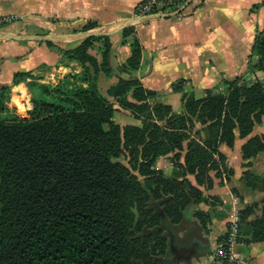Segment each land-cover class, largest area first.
Masks as SVG:
<instances>
[{
    "label": "trees",
    "instance_id": "trees-1",
    "mask_svg": "<svg viewBox=\"0 0 264 264\" xmlns=\"http://www.w3.org/2000/svg\"><path fill=\"white\" fill-rule=\"evenodd\" d=\"M96 26L87 22L82 30ZM132 32L121 30L131 36V50L119 73L139 64L141 48ZM100 40L98 65L88 50ZM110 50L107 36L63 49L62 58L82 71L53 84L30 71L13 73L10 83L25 82L30 90L32 108L26 111L9 106L8 85L0 84V264H154L166 251L163 219L175 225L193 205L207 202L200 187H212L211 172L232 175L219 146L232 148L236 136L245 139L240 179L264 191V176L249 170L251 160L264 153V132L252 135L264 121V27L250 52L262 78L250 84L238 76L223 79L201 97L175 88L181 92L180 114L170 104L151 102L158 93L138 79L119 77L107 94L140 125L113 122V104L91 85L100 69L112 74ZM169 154L172 170L165 175L153 164ZM257 207L254 202L238 209L247 241L264 240V198L260 216L246 220ZM193 216L205 224V213L195 210Z\"/></svg>",
    "mask_w": 264,
    "mask_h": 264
},
{
    "label": "crops",
    "instance_id": "crops-1",
    "mask_svg": "<svg viewBox=\"0 0 264 264\" xmlns=\"http://www.w3.org/2000/svg\"><path fill=\"white\" fill-rule=\"evenodd\" d=\"M141 1L0 0V15H13L15 20H35L42 28H52L54 35H62L83 31L87 22L96 23L97 26L92 29H102L119 21L138 18L136 8ZM262 1L191 0L174 16L127 24L123 28L131 27L133 36L140 44L139 64L135 70L115 74L114 77L116 80L119 77L136 78L144 88L156 91L158 97H168V104L172 101L181 103V92L175 88L201 97L206 88L219 84L223 79H231L246 68L253 38L264 27V4L254 8V4ZM123 28L103 35L111 43L110 64L113 69L118 68L130 55L129 36H122ZM3 42L0 43V77L2 69L12 65L19 66V69L13 70L11 75L30 70L41 63L59 65L56 71L58 74L61 72L60 77L68 72L81 71L80 64L62 58L63 49L74 48L78 43L38 46L33 50L38 62L32 61L34 63L30 64L28 61L23 63V56L17 59L8 55V52H16V56H21L24 53L23 47L12 45L9 41ZM24 64L26 68L21 66ZM8 86L10 99L13 97L17 104V96L24 95L26 98L29 93L24 82L16 85L9 83ZM253 130L252 135L264 132L255 131V128ZM244 141L236 136L232 148L224 144L219 146V151L226 157V166L233 173L229 178L225 174L215 177L214 172L210 173L213 178L212 187L208 190L200 187L207 202L193 205L185 219L175 225L163 219L161 228L166 237V251L154 259V264H210L213 247L222 240L228 222L234 215H238L239 208L245 204L258 203V207L246 220L260 216L264 191L253 190L240 179L244 170L240 148ZM158 162L159 158L156 167ZM170 165L164 170L167 175L172 170ZM249 170L264 176V153L257 154L251 160ZM188 178L195 184L193 176ZM195 210L207 215L205 224L193 216ZM246 237L241 235V243L237 246L241 264H264V240L247 241ZM168 253L171 262L165 261Z\"/></svg>",
    "mask_w": 264,
    "mask_h": 264
},
{
    "label": "rangeland",
    "instance_id": "rangeland-1",
    "mask_svg": "<svg viewBox=\"0 0 264 264\" xmlns=\"http://www.w3.org/2000/svg\"><path fill=\"white\" fill-rule=\"evenodd\" d=\"M0 30L11 32L13 34H51V35L54 34L52 28L51 29L42 28L41 26H38V24L35 20H29L28 18L26 20L25 19L21 20L19 18H16V20L14 19L13 21H11L10 23H7L6 25H0ZM89 30H91V29H89ZM128 39H129L128 41L130 42L131 36H129ZM82 40L83 39H80V40L77 39V40H72V41H67V42H62V43H64L63 45H72V43H78L79 44ZM3 41H9L12 45L23 47L22 51H24V53L22 52L21 56H18V55L16 56V52H8V55L10 54L9 55L10 58L13 57V58H17V59L21 58L23 56V59H22L23 63H26L28 61L30 64L34 63L32 61L38 62V57L33 52V50H35L36 47H38V46L46 44V42H44V41H18V40H0V43H4ZM51 43H52V45H48L49 47H52L54 44L53 42H51ZM103 49H104V42L100 40V41H93L91 43V46L89 47V50H88V52L97 59L98 65L101 62V52L103 51ZM4 53H6V52H4ZM27 54H28L29 59H27L28 57L25 58ZM110 55H111V50H110V53L108 56V60H109V66L111 67L112 74L107 76L100 69L98 71V73L94 76V78H91V85L93 84V86H95V89L98 91V93H100L109 102H111L113 104V106H114V112H113V116H112L113 122L119 124L120 126L125 125V124L140 125L141 121L139 119H136L131 114L129 109H125V108L120 107L118 105V103L115 101V99L107 94L108 88L117 81L116 77H114V75L120 74V73H117L118 68H115V69L112 68V66L110 64ZM256 62H257L256 56L248 57L247 63H246V68L242 72H239L237 74L240 82H242L244 84H250L257 79L262 78V73L260 71H258L256 68ZM21 66L26 68L25 64L21 65ZM58 67H59V65H57V64H55V65L50 64V66H48V65L41 63V64L34 66L33 68H30V70H26V71H30L34 78H36L38 81L43 80L42 83H45V84L56 83L58 80L66 77V75L74 74L73 72H68L64 76L60 77L59 74H61V72L58 74V71H56V70H58ZM17 68L19 69V66H15V65L4 67L2 69V74L0 77L1 78L0 84L8 85L11 82V77L13 75V74L11 75V72L13 70H16ZM88 68H89V71L91 72V74L93 75L94 72H93L92 66L89 65ZM81 71H82V68H81ZM8 78H10V79H8ZM58 78H60V79H58ZM9 87L10 86H8V88ZM224 88H225V86L223 87V85H222L220 87V90H222ZM9 90H10V88L7 91V96H8V101H9L8 104L10 107H14L17 110H19L20 112L26 111V110H29L32 108L30 90H29V93H28L26 98L24 97V95L20 96V97L17 96V99L19 102L18 104L15 103V101L13 100V97H12V99H10L11 95H10ZM157 101L168 104L169 98L167 97V99H166V97L164 95V97L159 96V97L151 100V102H157ZM170 105L172 108V112L174 114H180L181 113V111H182V104L181 103L178 104L177 102L172 101V103ZM196 128H199L198 125H196L194 130ZM262 130H264V121L261 124L256 125V127H255V131H262ZM261 133H263V132H261ZM171 156H172V154H169V156H159L158 157L159 158L158 166L156 167V160L158 159L157 158L153 164V167L156 169H160L161 171H163V173L165 175H167L164 172V170L167 168L168 165H170L171 162H170L169 157H171ZM169 175H171V172Z\"/></svg>",
    "mask_w": 264,
    "mask_h": 264
},
{
    "label": "built area",
    "instance_id": "built-area-1",
    "mask_svg": "<svg viewBox=\"0 0 264 264\" xmlns=\"http://www.w3.org/2000/svg\"><path fill=\"white\" fill-rule=\"evenodd\" d=\"M186 0H142L136 8V16L167 13L182 6ZM13 15H0V25L13 21ZM241 243L240 221L234 215L228 222L225 235L210 253V264H241L237 246Z\"/></svg>",
    "mask_w": 264,
    "mask_h": 264
},
{
    "label": "water",
    "instance_id": "water-1",
    "mask_svg": "<svg viewBox=\"0 0 264 264\" xmlns=\"http://www.w3.org/2000/svg\"><path fill=\"white\" fill-rule=\"evenodd\" d=\"M191 0H186L181 7L177 8L172 12L167 13H155L147 16H142L138 18L126 19L123 21H119L111 26L104 27L102 29H91V30H83L77 31L68 34L62 35H51V34H13L11 32L0 30V40H18V41H44V42H53V43H62L77 39H85L91 36H103L113 33L115 31L120 30L124 26L129 23H133L139 20H147L153 18H165L178 14L183 8H185ZM163 217V216H162ZM165 261L171 262L172 258L169 253L166 255Z\"/></svg>",
    "mask_w": 264,
    "mask_h": 264
},
{
    "label": "bare ground",
    "instance_id": "bare-ground-1",
    "mask_svg": "<svg viewBox=\"0 0 264 264\" xmlns=\"http://www.w3.org/2000/svg\"><path fill=\"white\" fill-rule=\"evenodd\" d=\"M15 96H16V95H15ZM15 96H14V97H15ZM14 99H15V98H14Z\"/></svg>",
    "mask_w": 264,
    "mask_h": 264
}]
</instances>
